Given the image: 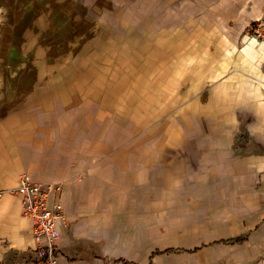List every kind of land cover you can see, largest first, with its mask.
Returning <instances> with one entry per match:
<instances>
[{"label": "crops", "instance_id": "1", "mask_svg": "<svg viewBox=\"0 0 264 264\" xmlns=\"http://www.w3.org/2000/svg\"><path fill=\"white\" fill-rule=\"evenodd\" d=\"M7 3L53 32L0 38V264H48L25 182L54 264H264V0Z\"/></svg>", "mask_w": 264, "mask_h": 264}, {"label": "built area", "instance_id": "2", "mask_svg": "<svg viewBox=\"0 0 264 264\" xmlns=\"http://www.w3.org/2000/svg\"><path fill=\"white\" fill-rule=\"evenodd\" d=\"M248 32L264 43V14L249 23ZM9 193L21 199L23 216L31 223L34 235V252L37 257L48 264L57 260L60 234L57 229L61 218L62 206L50 204L54 190L51 186L25 182ZM6 191H0V199Z\"/></svg>", "mask_w": 264, "mask_h": 264}, {"label": "rangeland", "instance_id": "3", "mask_svg": "<svg viewBox=\"0 0 264 264\" xmlns=\"http://www.w3.org/2000/svg\"><path fill=\"white\" fill-rule=\"evenodd\" d=\"M6 7H10L9 3H7V0H0V10L2 8L5 9ZM11 13H9L7 19V17L2 18L3 12L0 11V38H4L5 36H8V38H51V33L53 31H51L50 26L41 28L37 26L35 22L33 24L27 21L19 22L20 16L15 19L14 16L18 15H13ZM5 21L11 24L10 27L3 25ZM10 35H12V37Z\"/></svg>", "mask_w": 264, "mask_h": 264}, {"label": "trees", "instance_id": "4", "mask_svg": "<svg viewBox=\"0 0 264 264\" xmlns=\"http://www.w3.org/2000/svg\"><path fill=\"white\" fill-rule=\"evenodd\" d=\"M158 253V252H157Z\"/></svg>", "mask_w": 264, "mask_h": 264}]
</instances>
